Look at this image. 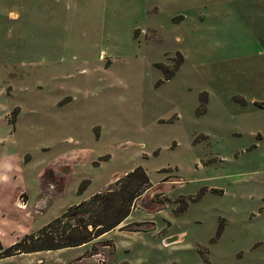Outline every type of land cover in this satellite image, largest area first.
Here are the masks:
<instances>
[{
  "label": "rangeland",
  "instance_id": "rangeland-1",
  "mask_svg": "<svg viewBox=\"0 0 264 264\" xmlns=\"http://www.w3.org/2000/svg\"><path fill=\"white\" fill-rule=\"evenodd\" d=\"M3 165L20 240L96 220L78 205L138 167L151 187L110 232L0 264H264V0H0Z\"/></svg>",
  "mask_w": 264,
  "mask_h": 264
},
{
  "label": "trees",
  "instance_id": "trees-1",
  "mask_svg": "<svg viewBox=\"0 0 264 264\" xmlns=\"http://www.w3.org/2000/svg\"><path fill=\"white\" fill-rule=\"evenodd\" d=\"M150 183L149 176L145 170L142 167H138L134 171L127 173L122 180H117L116 188H109L100 191L94 194L89 200L83 201L78 205L80 210L79 212H76L74 216H77L78 213L80 214L81 212L89 213L90 210L88 206L91 203L100 200L102 209L99 211L96 220H90L84 216L78 217L76 223L72 224L73 229H71L69 234L60 241L54 240V237H50L48 241L43 242L45 240L43 239L40 240V242H37L36 237L28 236L25 239H22L6 248L5 250H2L0 252V258L12 256L18 253L17 251L28 253L41 250H57L69 247H77L88 243L94 238H97L104 233L110 232L119 224L124 222L131 215L138 199L146 190L151 187ZM67 217V215L57 217L52 222L48 223L44 227L43 231H52L56 224L69 220ZM91 225L94 226V230L89 229V226ZM31 238L32 240H30ZM27 241H31L32 245H29V247L25 248L24 245ZM0 249H2L1 246Z\"/></svg>",
  "mask_w": 264,
  "mask_h": 264
},
{
  "label": "crops",
  "instance_id": "crops-1",
  "mask_svg": "<svg viewBox=\"0 0 264 264\" xmlns=\"http://www.w3.org/2000/svg\"><path fill=\"white\" fill-rule=\"evenodd\" d=\"M3 167L4 168L0 170V177H1V180L6 181V179H7L6 172H10L9 171L10 168L6 167L4 165H3ZM8 179H9V177H8ZM21 193H23V192H21ZM28 196H29V194H28ZM9 198L10 197H8V200H9ZM29 199H30V196H29ZM29 199H28V201H29ZM13 208L17 209V208H15V206H13L12 196H11V201L9 200V204L7 205V207L4 206V203H0V220H1V223H0V244L2 245V249H0L1 251L5 250L6 248H8L11 245L15 244L16 242L20 241L21 238H18V237H20L21 235H25V232H23V229H22L23 226H21L20 223H18V222L15 223L13 221V215L15 213H18V212H15V210ZM23 220H24V222H27L25 220V218H23ZM13 225L15 227L12 228ZM14 232H17L15 238L12 237ZM22 232H23V234H22ZM4 235L6 237H10V239L6 242L1 241V239ZM17 252L18 253L14 254L12 256L27 253V252H19V251H17ZM34 252H37V251H34ZM8 257H11V256H8ZM3 258H6V257H3Z\"/></svg>",
  "mask_w": 264,
  "mask_h": 264
},
{
  "label": "flooded vegetation",
  "instance_id": "flooded-vegetation-1",
  "mask_svg": "<svg viewBox=\"0 0 264 264\" xmlns=\"http://www.w3.org/2000/svg\"><path fill=\"white\" fill-rule=\"evenodd\" d=\"M43 178H44V180H49L51 178L50 182L53 185L52 187L55 191V194L59 193L63 189V186H64L63 182L65 180L64 176H62L61 174L57 175L56 173H54V171L51 168L49 170H47L46 175L43 174ZM46 183H48V182H46Z\"/></svg>",
  "mask_w": 264,
  "mask_h": 264
},
{
  "label": "water",
  "instance_id": "water-1",
  "mask_svg": "<svg viewBox=\"0 0 264 264\" xmlns=\"http://www.w3.org/2000/svg\"><path fill=\"white\" fill-rule=\"evenodd\" d=\"M20 196H22L21 198H24L25 201H27L29 199V196L26 192L21 193Z\"/></svg>",
  "mask_w": 264,
  "mask_h": 264
}]
</instances>
